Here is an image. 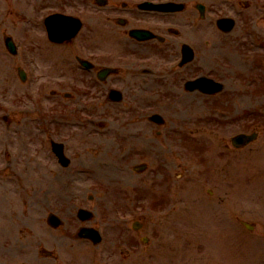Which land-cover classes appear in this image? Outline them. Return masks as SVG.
I'll return each mask as SVG.
<instances>
[{
  "label": "rangeland",
  "instance_id": "1",
  "mask_svg": "<svg viewBox=\"0 0 264 264\" xmlns=\"http://www.w3.org/2000/svg\"><path fill=\"white\" fill-rule=\"evenodd\" d=\"M60 2L61 0H0V115L8 114L12 121L10 128L4 131L0 118V129L5 138L10 137L12 144L17 148L20 146V151L17 152L16 149L15 153H18L21 161V175L10 185H18L16 192L12 188L9 203L4 200L0 203V264L60 263V260L41 255L37 251L38 246L59 252L62 258H67L68 264H264V76L245 78L241 82L242 87L238 82L234 84L238 85L237 91L229 98V104L225 105L223 124L214 123L208 118L207 99L200 95L193 94V106L191 98L187 96L150 99L152 105H148V110H162L167 124L160 129L161 135L151 134L149 144L144 147L145 162L149 166L145 173L131 177L127 169L120 171L106 167L107 162L104 159L110 157L97 152L89 153L92 156L88 157L91 160L87 161L88 164L102 159L98 170L99 177L109 171L101 180L97 177V172L93 178L96 183L111 187L112 193L110 196L99 193V198L94 201L96 204L100 203L98 206L103 211V222L108 223L109 231L103 245L97 250V245L86 243L75 249L71 247V241H58L57 234L61 229L51 230L45 222L47 212L50 211L43 204L47 182L43 173L46 169L37 167L33 174L29 165L32 164L33 167L36 164L32 156L36 154L32 139L38 137L35 143L41 144L46 133L44 121L38 134L33 130L36 122L45 120L46 108L41 106H46L48 102L49 107L56 110L49 111L53 118L78 120L79 117L77 110L71 106L76 100L68 101L63 96H51V85L47 82L48 75L54 70L50 60L60 57V53L55 54V49H47L48 42L44 36L42 19ZM88 10L92 12V8ZM85 20L89 23L93 19L85 17ZM32 28H35L34 32ZM5 31L23 48L35 52L33 56L39 77L34 82L38 91L37 98L29 96V87L21 82L17 75V66L21 65V61L6 53L2 39ZM138 56L149 55L145 53ZM198 60L199 58L197 62ZM47 62L52 66H48ZM61 63L63 61L56 62L57 65ZM200 70L205 72L202 68ZM52 86L54 87L53 84ZM156 88L160 90L162 87L159 84ZM66 93L72 92L68 90ZM91 114L110 119L116 124L124 122L127 116L124 113ZM216 116H220L219 113ZM18 122L21 123L20 126ZM180 126L181 136L176 134ZM151 127L157 129L153 125ZM84 128H73L74 141L83 139L78 136V131L91 132L88 129L86 132ZM56 130L59 132L63 127ZM253 130L259 133L255 142L243 149L231 148L230 136ZM191 131L193 141L197 140L193 142L194 149L185 146L186 143H166V133L170 139L182 137L189 143ZM104 136L109 137L110 133ZM94 144L92 141L89 143ZM198 147H202L204 152H196L195 148ZM139 150L141 151V147ZM42 153H45V146ZM42 157L44 160L41 157L39 159L45 163L44 155ZM116 164L131 165L132 162ZM176 174L179 176H175ZM34 175H37L40 183L36 199L31 197ZM62 178L63 175H60V184ZM148 180L150 183L146 191L149 194L156 191L148 196L149 209L133 208L141 202H136V197H129L130 202H123L125 194H135L133 191L144 187L142 181ZM131 182L137 184L136 187H132ZM99 184L97 186H100ZM152 186L154 190L151 189ZM59 189L62 194H67V197L59 201L64 203L62 208L55 205L56 211L69 214L72 218L75 210L69 207L68 200L86 201V194L77 189L76 192L73 189ZM208 189L215 191V195L207 193ZM217 192L224 195L221 203L211 201L217 196ZM112 195L118 199L115 207V199H108ZM160 198L166 203L161 207L163 210L154 208L151 202H157ZM31 199L36 200L35 206L31 204ZM172 212L175 215H171ZM109 214L108 218L115 217L117 223L106 218ZM130 217L139 219L145 228L138 233L121 234L123 223ZM100 218L102 216L97 215L94 223L99 224ZM173 219L177 221L175 226ZM240 220L252 225L253 229H246ZM176 231L178 232L175 233ZM142 235L149 238L147 244L137 241ZM96 254L98 258L93 261L92 257Z\"/></svg>",
  "mask_w": 264,
  "mask_h": 264
},
{
  "label": "flooded vegetation",
  "instance_id": "2",
  "mask_svg": "<svg viewBox=\"0 0 264 264\" xmlns=\"http://www.w3.org/2000/svg\"><path fill=\"white\" fill-rule=\"evenodd\" d=\"M146 1V0H143ZM159 3H174L177 5H180L181 8L179 10H173V11H158V10H140L137 5L131 6L129 9L130 13L127 14L126 16L122 17L121 20H116L113 19L117 15V11L115 8H110L109 10L103 12L104 14L107 15V17L112 16L111 19L116 26L118 27H126L129 25V29L125 31V33L128 35V31L130 29H144V30H149L153 33H170L172 36V39L174 40V45L177 47L178 50V55L180 56L181 54V46L183 44H188L192 49L193 45V25L196 22V18H200L202 20L201 14H199L197 10V0H155ZM206 9L216 15L218 18H216L211 25V29L213 30L211 32V36L214 35V29H217L220 33L224 34L217 28V19L219 18H224L227 17L231 11V6L226 3H221L218 1H209V7L205 5ZM229 9V10H226ZM121 10H125L124 6L122 5ZM225 10V11H223ZM101 13V12H100ZM152 14V15H150ZM260 15L258 16L259 19ZM257 19V20H258ZM257 22V21H256ZM102 24L101 19H99V26L97 27V36L99 40V44L96 46L92 47H84L89 55V60L92 64L91 69L94 72V79H92L90 76L87 75H81V76H73L74 74V69H65L64 75L61 77L63 78V84L62 86H71V87H80V85H84V87H87L89 89L84 90L82 96L83 97H96L98 100L96 102V106L100 107L102 102L104 104H114L113 102H110L108 100V93L111 89V87L116 86V87H121L119 84L124 85L126 88L133 87L134 84L133 82L125 83L128 82L129 80L133 79V76L129 73L118 75V79L121 80L115 81L112 85L107 86L108 78L111 77V75L108 76V78H104V81L101 80L100 76L98 75V71L100 70L101 62H102V53L105 52L103 48L100 45L101 42V32H100V25ZM172 27L180 29V31L173 30L171 29ZM182 32H185L186 34L183 35L182 37L187 41H182L179 40L178 38L182 35ZM208 33L210 34V28L208 29ZM129 36V35H128ZM221 39V36L218 35L217 41ZM134 40V39H133ZM136 41V40H135ZM157 41V40H156ZM217 41H212L211 46L209 49V73L211 77H216L219 78L220 80L225 81V75L228 72L235 73L239 69H241L240 62L238 59V54L231 53L228 50L226 46L223 45L222 42ZM152 41L144 42L145 44L150 43ZM160 43H167L166 38H163L161 41H158ZM217 43V44H216ZM148 45V44H147ZM149 48L147 47H140L138 44L129 42L124 45H121L119 47L120 55L125 56V55H133L134 51H141L142 49ZM215 58L220 59L219 62L215 61ZM88 60V61H89ZM189 64V63H188ZM193 64V58L191 60V63ZM228 65H232L235 68L229 69ZM117 75V74H113ZM96 81V82H95ZM125 81V82H123ZM92 82H95L93 84ZM139 88H141V93H144L148 90L149 85L145 84V81L143 83H138ZM95 89L94 91H91L90 89ZM125 92L128 91L126 88L121 87ZM74 93H77V90H73ZM68 97H73L72 94H68ZM103 97V99H102ZM102 101V102H101ZM144 126H147L143 123H141ZM129 134L131 135V138H135V140H142L147 139V134H148V129L147 128H137V127H130L129 128ZM53 140V137L49 138L48 141V152L49 155L51 156V163L49 164V170L48 173L52 174L53 172V165H54V154L52 153V146L51 142Z\"/></svg>",
  "mask_w": 264,
  "mask_h": 264
},
{
  "label": "water",
  "instance_id": "3",
  "mask_svg": "<svg viewBox=\"0 0 264 264\" xmlns=\"http://www.w3.org/2000/svg\"><path fill=\"white\" fill-rule=\"evenodd\" d=\"M249 140V137H245V136H241V137H238V138H236L235 140H233V141H235V142H247Z\"/></svg>",
  "mask_w": 264,
  "mask_h": 264
}]
</instances>
